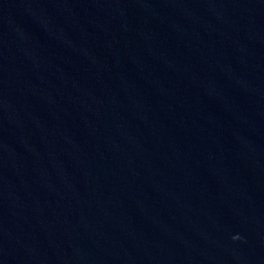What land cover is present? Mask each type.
I'll use <instances>...</instances> for the list:
<instances>
[{
  "label": "water",
  "instance_id": "water-1",
  "mask_svg": "<svg viewBox=\"0 0 264 264\" xmlns=\"http://www.w3.org/2000/svg\"><path fill=\"white\" fill-rule=\"evenodd\" d=\"M0 264H264V0H0Z\"/></svg>",
  "mask_w": 264,
  "mask_h": 264
},
{
  "label": "clouds",
  "instance_id": "clouds-1",
  "mask_svg": "<svg viewBox=\"0 0 264 264\" xmlns=\"http://www.w3.org/2000/svg\"><path fill=\"white\" fill-rule=\"evenodd\" d=\"M234 239H236V240H239V239H240V237H239V236H236V237H234Z\"/></svg>",
  "mask_w": 264,
  "mask_h": 264
}]
</instances>
